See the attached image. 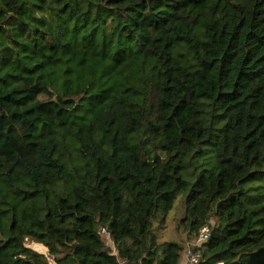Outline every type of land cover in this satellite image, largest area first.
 <instances>
[{"label":"trees","instance_id":"trees-1","mask_svg":"<svg viewBox=\"0 0 264 264\" xmlns=\"http://www.w3.org/2000/svg\"><path fill=\"white\" fill-rule=\"evenodd\" d=\"M181 197L264 264V0H0V264H181Z\"/></svg>","mask_w":264,"mask_h":264},{"label":"rangeland","instance_id":"rangeland-1","mask_svg":"<svg viewBox=\"0 0 264 264\" xmlns=\"http://www.w3.org/2000/svg\"><path fill=\"white\" fill-rule=\"evenodd\" d=\"M183 197L179 199L176 203L174 210L169 214L167 224L160 228L159 230V240L160 242H179L180 244L184 245L186 250L189 248L190 242H187L186 235L182 228L179 229L180 220L184 217L185 211L183 206ZM212 225L215 224V218L212 219ZM107 242L110 247L114 248L113 243L111 242L110 238L106 236ZM193 244V243H192ZM191 244V247H192ZM27 246L39 253L47 254V250L42 245H37L32 241L27 242ZM51 264H54L52 261Z\"/></svg>","mask_w":264,"mask_h":264},{"label":"built area","instance_id":"built-area-1","mask_svg":"<svg viewBox=\"0 0 264 264\" xmlns=\"http://www.w3.org/2000/svg\"><path fill=\"white\" fill-rule=\"evenodd\" d=\"M212 229L210 225L204 226L197 238V240L192 244L194 247L202 246L203 244L207 243L211 237ZM102 234L105 236H109L105 230H102ZM201 260V253L192 251L188 248L184 254V258L181 264H199ZM124 264H127L126 262Z\"/></svg>","mask_w":264,"mask_h":264}]
</instances>
